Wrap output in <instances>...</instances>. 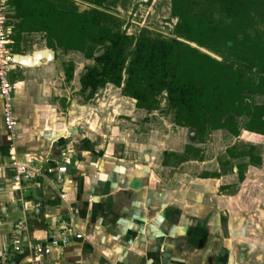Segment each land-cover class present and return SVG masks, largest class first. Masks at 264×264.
<instances>
[{"label":"crops","instance_id":"obj_1","mask_svg":"<svg viewBox=\"0 0 264 264\" xmlns=\"http://www.w3.org/2000/svg\"><path fill=\"white\" fill-rule=\"evenodd\" d=\"M40 33L22 34L18 54L47 47L39 40L23 49L27 36ZM57 54L13 66L11 134L0 97V260L28 255L25 248L13 252L14 234L23 243L66 234L68 241L53 247L45 264H264V162L248 164L243 181L236 165L219 173L213 160L198 166L216 177L201 174L191 183L178 172L170 177L163 153H179L171 148L179 135L153 136L157 109L137 108L121 88L107 84L98 90L119 93L109 100V117L125 123L123 130L101 129L107 119L89 114L92 98L72 94L80 90L83 67L76 66L66 81ZM13 157L66 171L60 182L43 176L16 185ZM18 221L26 231L15 227Z\"/></svg>","mask_w":264,"mask_h":264},{"label":"trees","instance_id":"obj_2","mask_svg":"<svg viewBox=\"0 0 264 264\" xmlns=\"http://www.w3.org/2000/svg\"><path fill=\"white\" fill-rule=\"evenodd\" d=\"M85 1L92 5L89 12L79 11L73 0H6L13 52H21L22 34L42 32L48 48L95 61L79 78L87 98L112 84L137 108L152 111L165 93L174 123L195 129L199 138L222 129L238 136L239 117L245 118L241 128L264 135V30L258 25L264 24V0H170L176 22L168 38L113 30L101 22L105 0ZM63 72L70 81L74 63L64 64ZM256 95L262 103L252 102ZM229 155L260 163L253 147ZM246 165L237 164L240 181Z\"/></svg>","mask_w":264,"mask_h":264},{"label":"rangeland","instance_id":"obj_3","mask_svg":"<svg viewBox=\"0 0 264 264\" xmlns=\"http://www.w3.org/2000/svg\"><path fill=\"white\" fill-rule=\"evenodd\" d=\"M73 1L79 11L89 12L92 9V5H89L85 0ZM99 10L102 12L101 22L103 24L109 26L113 30L124 31L128 35L134 36L144 31L151 37L168 38L171 36L176 22V18L172 17L170 12V0H105L99 7ZM258 25L264 30L263 23H259ZM39 40L45 41L44 33H40L33 37L27 36L23 41L22 47L24 50H27L31 48L34 41ZM129 49H132V46ZM57 53L60 65L64 66V64L68 62H74V70L78 65L83 67L82 69L84 70L86 65H93L95 63L93 59L87 60L84 55L78 51L63 53L60 49H57ZM99 53L100 52H97L96 54ZM215 56L221 59L218 55ZM111 89L112 90H106L104 88L102 90H97L91 97V107L89 109V114L91 116L104 117L107 119L104 122L102 121L99 126L101 129L104 127L109 132L113 130L116 131L117 129L123 130L125 123H117L116 119H110L109 117L110 112L113 115L109 100L111 98L113 99L114 96L119 97L118 90L115 88ZM72 94L73 97L85 101L91 99L86 97V93L82 94L80 91H74ZM262 100V96L259 95L253 96L252 98L253 103L260 104ZM100 101H104V104H98ZM159 102L157 115L153 116L155 117L154 127L151 128L153 136L156 137L157 134L163 135L164 133L167 135H179L176 145L171 146V148H174L179 153H171L169 155H167L166 152L163 153V160L166 161V164H170V177L178 172L182 178H186L188 182L191 183L194 178L203 174V172L199 170L198 165L203 161L211 160H213V162H218L217 170L219 173L227 172L233 165H237V163L242 161H247L246 157L238 159L231 158L229 156V150L231 152L246 151L249 149L250 145L255 146L254 153L260 154L262 156L261 162H264V135L249 133L241 129L239 136L235 138L232 137L227 130L222 129L208 131L203 138H199L195 129L185 127L180 130L179 127L174 124V110L167 104L165 93L159 97ZM95 107L101 108L102 112L99 114ZM112 117H114V115ZM158 117L163 118L160 119ZM244 121V117L238 118V126L240 128ZM76 125L79 126L80 124ZM128 127L138 131V128L134 125H129ZM187 186L188 184L186 187ZM13 240L18 239L13 238ZM20 243L23 242L20 241Z\"/></svg>","mask_w":264,"mask_h":264},{"label":"built area","instance_id":"obj_4","mask_svg":"<svg viewBox=\"0 0 264 264\" xmlns=\"http://www.w3.org/2000/svg\"><path fill=\"white\" fill-rule=\"evenodd\" d=\"M11 9L6 4V0H0V97L2 101V119L4 128L8 133H12L16 126V119L12 104L13 83L10 79V72L16 64L13 62L14 52L12 50L13 40L10 38L12 33V26L10 24L9 11ZM11 178L16 185L30 180L33 177L50 176L55 181H61V175L65 173V166H48L46 168L33 165L30 162L17 161L14 157L10 163ZM15 227L22 228L26 231V226L23 221H18ZM18 236V235H17ZM14 234V238H17ZM76 238L81 235L76 234ZM68 241L66 234L62 236L52 235L48 240L42 242L20 243L18 240L13 242V252L20 253L25 248L28 255L22 260L9 262V260L2 259L0 264H45L47 257L51 254L52 248L60 246ZM9 255V253H8ZM11 261V260H10Z\"/></svg>","mask_w":264,"mask_h":264},{"label":"water","instance_id":"obj_5","mask_svg":"<svg viewBox=\"0 0 264 264\" xmlns=\"http://www.w3.org/2000/svg\"><path fill=\"white\" fill-rule=\"evenodd\" d=\"M188 43V42H187ZM192 46L197 47L195 44L191 43ZM198 48V47H197ZM202 52L207 53L209 55H212L216 59L220 60L217 56L209 52L208 50L201 48L200 49ZM55 59V50L52 48H40L34 50L31 54H18L14 53L13 55V62L18 64V65H26V66H31V65H36L39 63H42L43 61H51ZM11 79V77H10ZM43 205V203H41Z\"/></svg>","mask_w":264,"mask_h":264},{"label":"flooded vegetation","instance_id":"obj_6","mask_svg":"<svg viewBox=\"0 0 264 264\" xmlns=\"http://www.w3.org/2000/svg\"><path fill=\"white\" fill-rule=\"evenodd\" d=\"M90 5V4H89ZM244 130L243 128H240V130ZM247 131V130H246ZM248 132H250V131H248ZM240 133V132H239ZM252 133H255V132H252ZM255 134H259V133H255ZM232 135V134H231ZM259 135H262V134H259ZM233 136V135H232ZM239 136V135H238ZM233 137H237V136H233ZM250 147H253V153H254V148H255V146L254 145H250ZM249 150V149H248ZM239 152V151H238ZM255 154V153H254ZM255 155H257V156H259L260 157V163L259 164H261V155L260 154H255ZM230 156V155H229ZM231 157V156H230ZM246 157V156H245ZM231 158H233V157H231ZM238 158H244V157H238ZM238 158H234V159H238ZM247 158V161L246 162H240V163H246L247 165L249 164V158L248 157H246ZM237 164H239V163H237ZM258 164V165H259ZM247 165H246V169H245V171H244V178H245V172H246V170H247ZM252 165V164H251ZM258 165H256V166H258ZM237 166V165H236ZM253 166H255V165H253ZM216 173V172H215ZM213 174V173H212ZM217 174V176L219 175L218 173H216ZM237 174H238V171H237ZM216 177V176H215ZM238 179H239V176H238ZM244 180V179H243ZM242 180V181H243ZM240 181V180H239Z\"/></svg>","mask_w":264,"mask_h":264}]
</instances>
